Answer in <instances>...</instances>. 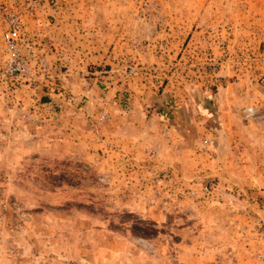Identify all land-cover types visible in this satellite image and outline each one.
<instances>
[{"label": "rangeland", "instance_id": "1", "mask_svg": "<svg viewBox=\"0 0 264 264\" xmlns=\"http://www.w3.org/2000/svg\"><path fill=\"white\" fill-rule=\"evenodd\" d=\"M38 2L49 77L3 76L0 19V264H264V0ZM72 5L118 106L28 28Z\"/></svg>", "mask_w": 264, "mask_h": 264}, {"label": "crops", "instance_id": "2", "mask_svg": "<svg viewBox=\"0 0 264 264\" xmlns=\"http://www.w3.org/2000/svg\"><path fill=\"white\" fill-rule=\"evenodd\" d=\"M71 7L74 12L73 16L66 9L52 11L55 17L52 24L45 23L44 16L46 13L41 9L38 12L39 18L29 19L27 21L28 28L32 32L38 33L39 36L45 34L53 44L54 51L50 50L51 54L46 56L48 62L56 66L67 65L69 73L60 72L57 77L61 86L87 96L90 92L99 90V92H102L110 99V103L118 106V98L114 99L112 97L116 90V85L110 70H102L99 68L91 70V67H89L90 62L99 64L108 58L109 55L105 52L106 47L101 44H97L94 47V39L88 37L87 33H81L80 30L89 29L85 22L86 17L82 10L79 12V8H74L73 5ZM66 16L70 17L69 20H67ZM77 17H80L81 20L79 21ZM93 48L98 53H94ZM45 83L50 84L51 82L45 81ZM46 90H48L50 97L54 96L51 92L50 85ZM55 101L62 103L64 107L66 106V103L59 101V99H55Z\"/></svg>", "mask_w": 264, "mask_h": 264}, {"label": "built area", "instance_id": "3", "mask_svg": "<svg viewBox=\"0 0 264 264\" xmlns=\"http://www.w3.org/2000/svg\"><path fill=\"white\" fill-rule=\"evenodd\" d=\"M38 3V0H0L1 38L6 52L2 74L11 81H31L51 76L42 57H37V73L29 63V59L36 55L35 39L29 33L25 20L36 12ZM104 116L101 114L102 118Z\"/></svg>", "mask_w": 264, "mask_h": 264}]
</instances>
